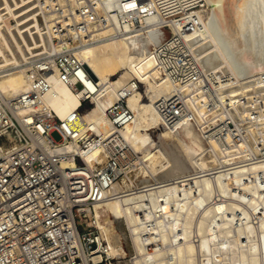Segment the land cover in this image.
<instances>
[{
	"label": "bare ground",
	"instance_id": "bare-ground-1",
	"mask_svg": "<svg viewBox=\"0 0 264 264\" xmlns=\"http://www.w3.org/2000/svg\"><path fill=\"white\" fill-rule=\"evenodd\" d=\"M89 1L105 26L68 38L53 27L63 28L59 15L85 1L73 0L68 8L67 0H58L59 12L50 0H0V100L14 106L17 120L33 122L23 128L33 142L44 131L34 117L47 114L63 122L79 112L80 135L91 130L121 149L120 179L83 211L114 264H264V72L238 79L205 25V0ZM114 25L121 33L136 30L117 36ZM163 28L171 33L164 48ZM178 44L205 73L228 72L237 81L218 90L220 105L208 107L192 86L164 72L158 49ZM66 50L83 64L82 97L60 81L54 57ZM45 67L50 77L43 92L36 81ZM138 90L145 103L130 100ZM26 93L35 100L19 104ZM174 95L191 118L170 126L157 103ZM81 98L89 100L92 118L80 112ZM121 102L130 122L116 128L107 113ZM224 110L232 130L224 126ZM55 127L49 134L60 136L59 153L72 154L75 145ZM80 155L94 168L107 153L95 146ZM60 168L78 170V164L73 158Z\"/></svg>",
	"mask_w": 264,
	"mask_h": 264
},
{
	"label": "built area",
	"instance_id": "built-area-1",
	"mask_svg": "<svg viewBox=\"0 0 264 264\" xmlns=\"http://www.w3.org/2000/svg\"><path fill=\"white\" fill-rule=\"evenodd\" d=\"M50 1L55 5V11L60 12L58 0ZM72 1L67 0L68 8ZM83 1L74 11L69 10L66 16L59 15L64 20V27L56 25L54 32L66 33L69 38L80 32L89 33L88 27L105 26L92 1ZM116 13L122 21L121 14ZM123 15L126 16V13ZM114 27L117 36L136 30V27H130L121 33L119 28ZM137 28L140 27L137 25ZM163 30L167 40L162 48L169 47L171 39V33ZM162 48L158 49L157 56L165 65L164 72L177 83L192 86V93L205 98L210 108L221 104L218 90L237 85L228 72L205 73L196 61L190 60L191 56L187 50L183 51L181 45L166 50ZM54 61L60 81L72 85L82 97L87 88L80 75L83 64L71 50L57 53ZM39 75L40 80L36 83L45 92L49 88L47 79L50 72L45 67L39 70ZM179 97L174 95L165 102L157 103L158 111L170 126L182 117L189 115L191 118L190 111ZM34 98L35 94L26 93L17 102L25 104L26 100L33 102ZM84 107H91V104L81 98L80 109ZM224 112L226 130L234 129L227 111ZM107 116L116 128L130 122V114L123 102L109 110ZM79 120V112L72 113L63 122L47 114L34 117L36 123L43 125L44 131L33 142L23 130L32 126L33 122L17 120L14 106L0 100V264H111L106 257V244L101 242L95 228L88 225L90 219L83 211L102 201L103 192L120 179L121 149L112 144V139H100L91 130L80 135L77 127ZM53 124L61 132L62 139L75 145L72 154L59 153V142L49 134ZM95 146L104 149L107 156L102 165L89 168L81 161L80 154ZM73 158L78 170L60 168L62 161Z\"/></svg>",
	"mask_w": 264,
	"mask_h": 264
},
{
	"label": "water",
	"instance_id": "water-1",
	"mask_svg": "<svg viewBox=\"0 0 264 264\" xmlns=\"http://www.w3.org/2000/svg\"><path fill=\"white\" fill-rule=\"evenodd\" d=\"M205 25L239 80L264 72V0H205Z\"/></svg>",
	"mask_w": 264,
	"mask_h": 264
},
{
	"label": "rangeland",
	"instance_id": "rangeland-1",
	"mask_svg": "<svg viewBox=\"0 0 264 264\" xmlns=\"http://www.w3.org/2000/svg\"><path fill=\"white\" fill-rule=\"evenodd\" d=\"M130 100L141 101V102H143V103H145V102L147 101V99H146V97L144 96L142 90H138L137 93H136L134 96H132V97L130 98ZM86 105H88V102L86 103ZM90 109H92V106H91V107H84L83 110L80 111V112H81L82 114L86 115L87 118H92V116H91V114H90ZM157 133H158V131L156 130L155 133H154L155 135L153 136V139H154V140H156V138H157V135H156ZM52 138H53V140L56 141V142H58V141L60 140V136H59L57 133H53V134H52ZM102 215H103V214L101 213V211L98 210V212H97V220H98V222H97V223H98L100 226L103 225ZM92 227H94V226H92ZM94 228H95V230L97 231L98 235L100 236L99 231L96 229V227H94ZM112 261H113V260L110 259V262H109V263L114 264Z\"/></svg>",
	"mask_w": 264,
	"mask_h": 264
}]
</instances>
